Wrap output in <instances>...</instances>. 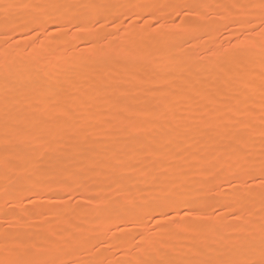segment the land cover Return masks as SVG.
I'll return each instance as SVG.
<instances>
[{
	"label": "rangeland",
	"instance_id": "1",
	"mask_svg": "<svg viewBox=\"0 0 264 264\" xmlns=\"http://www.w3.org/2000/svg\"><path fill=\"white\" fill-rule=\"evenodd\" d=\"M214 1L215 0H97V2L100 3H111L114 5L141 6L136 8L119 9V13L126 12L128 16L131 17V19H124L122 25H120L119 27L109 26L107 29L102 30L107 36V39L105 40L104 38H98L95 33H89L90 35H92H88V39H83L81 37L82 32L77 33V30L75 28L72 29L71 33H68L67 31L59 32L57 31L55 23H49L47 25L49 28L47 36L41 37L34 36V34L30 35L27 28H18V24L20 23L19 15H13L12 19L14 20L15 18V20H11L12 23L9 25L5 24L3 20L4 10L2 7H0V61H8L9 52L13 48H19L20 45H22L19 49L23 57V62L27 61L31 63L37 59V61L42 63L43 65H45V62L46 65L50 64L53 59L55 48H60V50H63L62 52H67L76 59L78 57H81L82 55L89 54L90 50L92 49V45L88 44L90 43L89 41H91V43L93 41H96V43H99L103 47V52H106L105 56L104 53H100L97 54V57H95L96 59L94 58L96 61V66L94 65V68L96 70L93 68V73L89 72L82 76L72 77V75L69 74H72L71 72L74 71L75 65L73 62H71L73 64L70 63L64 70L65 74L60 76L62 80L58 77L60 79L58 81H61L58 83L60 85L58 87H67L68 89H70L71 87L76 85L77 91L74 93V95H76L78 99H80V97L82 98L84 96H88L93 100V102L91 101L90 103L86 104V107L83 108L80 115L66 120V123H64V121L60 122V120H57L60 113L52 111V113H50V109L46 111V109L44 108L45 106L40 109L25 106L27 112L19 111L13 115H9L1 110L4 109L3 97H5L6 94L0 96V101L2 100L0 103V137H5L6 120H12V124L21 127L20 124L22 120L26 119L27 117L31 116L30 114H32L33 116H35V118H33L32 125L28 127L29 129H33V132H38L40 137L43 139H46L47 137L48 140H53L54 142H57L59 144L60 142L64 144L62 145L61 150L57 156V161H50V159L55 155L52 153V151H45L43 153V156L46 155L44 156V165L46 166V169L44 168L45 171L43 172V178L44 180L46 179L44 183L45 185L47 183L52 185V182H54L57 186L49 193L50 197L48 199H50V201H48L47 199H45L44 195L40 194L42 193V191L38 194L36 193L34 195H31L28 198H22L23 196L20 192V186L21 183L25 181L24 179L30 177V174L25 173L23 169H20L22 165V160L20 158L15 159L11 163L13 167H9L7 169L4 167L1 161L8 152H11L9 150H14L15 147V150H12L13 153L16 152L19 155H33L35 154V152L33 151V145L30 143L25 145L16 143L14 138L10 143L0 142V174H2V172L4 171L8 172L11 177V182H13L12 188L9 185H0V206H2L0 207V231H3L5 228H7L9 231L20 233L23 238L34 240L37 243H42L44 238H67L70 232L76 231V226L79 225L80 228L83 229V233L80 232L78 234H82L83 236L87 237L90 240V243H88L85 248L79 250L77 258L86 261L96 260L103 262V264H114L116 263L115 261H120L123 256H126L129 264H136V257L137 255L139 256L138 252L142 254L141 251H143L144 253V248L147 247L146 243H140V241L143 239V237H141L140 235L141 233L148 234L152 240L154 239L153 241L155 242L163 243L166 249H168V243L166 242H168L169 238H172V245L171 247H169V249H175L176 251H180L181 248L189 245V243L193 246H199L198 244H200L201 242L203 245H207L210 248H215L216 246L218 247L221 243L235 238V233H237L238 230L235 227L228 226H237L243 223V221H241L240 219H236L230 210L238 194L248 192H252L255 194V207L252 209V212H254L248 215V223L246 227H251L249 226V221L251 220L255 219L257 222H259V183L255 180L245 177V179L248 180L247 184L238 182L235 186L231 185L229 181L231 179H235V175L233 174L232 169H230L229 167L231 161L229 160V158L221 161L223 160V154H225L227 150L217 152V149H224L225 146L230 144L231 142L230 129L232 125L227 122L226 118L231 115L227 111L229 106L235 105L237 103L248 102L250 109H252L256 114H258L260 111L261 73H264V71L262 70L264 69V64L263 66L261 65L262 63L257 49L260 41V36L252 28L245 26L246 28L244 29V27L232 24L231 20L226 18L227 12L222 8L216 7L217 5L221 4L249 3L258 2V0ZM25 2H32V0H0V6L7 4H20ZM61 2H81V0H61ZM171 5H184L186 8L189 5H205L206 7H194L188 9L186 12L181 13L179 9L173 8L171 7ZM153 17H155V19H153ZM157 20L163 23V27H160L159 24H156ZM211 23L218 24V27H215L216 30L210 29ZM153 25H155V27H153ZM129 32L133 36L139 34L138 36H141L143 38L152 37L155 45L152 50L149 51L150 53L148 52L151 55L148 62V59L146 60V63L143 59H137V57L139 56L143 57L142 55H145V52H136L132 50L131 44H128V42H125L124 44L125 47H128L127 49H129L128 53L126 54V58L119 59L117 57H114L113 61H110V58L112 57H110V55H112L110 53L112 52L109 51L107 47L112 46L111 44H114L115 41H119L121 37L126 36V34H128L127 40L129 41ZM110 33H116V35H109ZM162 33H174V35L177 36V40L169 42L170 44L168 45L170 46L166 47L165 44H161L163 36ZM241 33L249 36L250 41L256 44L257 48L254 49V51L256 52L255 55L245 54L244 56H239L238 59L236 58L233 63L228 66L229 69L233 73H235V78H247L244 80L250 81V87L239 88L238 91H234L233 89L226 88L222 80L218 76L205 72L202 69L211 67L212 63L216 61L221 53L225 52L226 50L232 49L238 41L243 39ZM61 36H64V38L66 39L65 44L68 48H66V45H64V43L62 42H59V45H56L58 42L57 38H61ZM116 36L118 37L116 38ZM54 40H56L57 42ZM199 44L201 45V47ZM39 46H46L48 51H45L44 56L34 57L30 54V52L34 47ZM167 48H170L172 50L171 54H174L175 58H168L167 55L163 56V53L166 52ZM218 48L219 52L217 51ZM108 56L109 58H107ZM242 57L246 58L245 60H248V62H245V60H243L244 58ZM166 58L167 60L172 59L174 61H178L179 59L178 67L180 66L181 69L178 70L179 68L177 69L173 66L169 69L170 71H162L163 67L160 65L161 63L163 64V66L166 65L168 61L163 60ZM106 59H108L110 62ZM211 59H213V62H209ZM150 60L153 62H151ZM159 60L160 62H163L159 63ZM188 61L193 63H191L189 68L186 65ZM114 63L119 64L118 69L117 67H115ZM106 65L108 66L107 68H105ZM175 69L178 70V74ZM158 74L162 77L157 76ZM165 76L166 78L168 76L167 79L170 81H168ZM163 77L165 79H163ZM252 77L254 82H252ZM161 78L168 82H163ZM43 81L44 83L50 82L52 84L58 82L56 79H52V82L49 80V82L45 80H38L35 82L38 84H44ZM2 82L3 79H0V84L3 86L4 82ZM158 82L160 83V85L158 84ZM212 83L214 84V86ZM84 84H87L88 87L86 88V90H83V92L81 87ZM159 86L161 88L162 86H164V88L162 89L166 91H161L162 89H160ZM209 86H211V89ZM235 87H238V85H236ZM96 88H101L100 92L97 94L95 92ZM147 88H152L154 90L147 91ZM80 89L82 92H80ZM114 89L116 91H114ZM191 103L196 104L192 106ZM91 106H93V108ZM46 108L48 109V107ZM105 108L107 110H105ZM169 108L171 110H175L173 112V115L169 114L171 111ZM97 109L101 111V114L98 113L100 115H97L101 119L95 116L92 121H89L87 118L88 115L95 114ZM161 109L164 110V115L159 123H165L167 125L165 130L163 129L159 134H152L150 132H137V130L136 133L132 132L135 131V127L133 126L135 122L147 118V113L159 111ZM42 112L44 113L42 114ZM14 116L16 117L14 118ZM141 116H143V118ZM182 119L184 120L183 123L185 124V126L181 127L182 129H179L178 126H180V122L182 121ZM214 120L220 121L214 127V129L209 127H202L203 123H211ZM59 123L61 126L59 125ZM86 123H88V125H86ZM177 124L179 125L177 126ZM196 127L200 129H198L199 131L197 130L198 132H196L195 134L194 132L193 134H188L190 128L192 129ZM44 129H46V131ZM163 131L165 132L162 133ZM79 132L83 134V136H81ZM68 134H70L69 136H74L76 134L73 138L74 140L75 138H78L77 140H75V142H78L79 144L78 148L80 157L76 161L74 160V156L76 155L75 151L67 148L69 141L68 143H65L68 140ZM65 137L67 139H65ZM32 138L33 137L29 136L25 139H29L28 141H31ZM85 139H87L86 144L84 143ZM133 139L137 141V144L131 146V140ZM255 139L258 142L259 136L257 135ZM105 140L109 141V145L106 144L105 146L104 144L102 147L96 145V143L100 141H103V143L107 142ZM13 143H15L16 146L13 147ZM114 143H118L119 146L123 148L127 153H149L148 155H145V157H141L143 161L145 160L141 165L143 172L137 171L132 168H127L129 170L122 169L121 172L117 174L118 176L116 175L110 177L109 175H107L109 169L106 166V161L111 154L110 149L114 146ZM6 148L9 150L6 151ZM21 149L24 150L22 151ZM256 150L258 151V145H256ZM169 151L170 153H175L174 159L170 161L165 159L164 163H171L182 166L186 172H189L191 174V191L189 193L191 199L189 204L185 205V207H199L200 205L197 202H204L203 206L205 210L213 217L212 220L205 221L204 223L210 225H218L220 226L219 229L224 228L223 230L221 229L222 232L218 231L216 228H205L203 231L196 234L182 233L176 235L168 232L164 233L162 231H157L155 235L148 233L149 226L156 225V220H154L153 217L159 219V214L161 211L173 212L174 215L177 214L172 209L167 210V208H164V210L157 207L154 198L158 195V193L150 190L152 187H154L152 183H146V180H150L151 176L163 174L159 163L161 158L158 155H155V153L162 152L168 154ZM92 154H95L96 156L90 164V158ZM176 155L178 157H176ZM205 155H208V157L205 158ZM153 161H155V164L152 163ZM47 172H49V174ZM53 172H56V175H54ZM201 173L206 176L200 182L197 181V177ZM76 174L80 176V181L74 183V177L77 176ZM120 177H123L122 181L117 182ZM49 184H47L46 186H49ZM65 185H71L69 191H71L72 194L76 197V200L71 202L72 208L75 209V211L71 213L72 219L70 221H67V219L65 220V218L55 216L50 210L53 207L64 208L66 206L67 201L65 202V204L53 205L51 200V197L53 196L63 195L62 189ZM145 186H147L148 188H144ZM139 189H143L144 191L142 193H139L137 191ZM126 190L129 192L133 191L131 193H138V199L144 201L142 208L133 207L132 203L129 202V194L120 197V193L125 192ZM105 196L109 199L110 203H108L107 205H111V210L107 212L91 211V209H103L106 206L105 200L98 199L99 197ZM87 198H93V202L91 204L86 203ZM15 201L16 203L20 204V210L16 214L13 213ZM123 206L126 207V211L121 218L120 210ZM139 212L142 214H139ZM226 217L227 219H225ZM180 218L182 217L177 215V219ZM50 230L52 233L50 232ZM218 232H220L221 235ZM197 236L201 238V242L199 241L200 243L198 242L199 238ZM160 237H162L163 239ZM96 245H98L99 247H95ZM249 255H253L255 258H259L258 249L254 253H249Z\"/></svg>",
	"mask_w": 264,
	"mask_h": 264
},
{
	"label": "snow or ice",
	"instance_id": "2",
	"mask_svg": "<svg viewBox=\"0 0 264 264\" xmlns=\"http://www.w3.org/2000/svg\"><path fill=\"white\" fill-rule=\"evenodd\" d=\"M4 10L3 20L8 24L13 15L20 16L18 28H27L28 33L34 36H47L49 32L48 24L55 23L57 31L71 33L75 28L79 32L95 33L98 38L107 39L102 30L109 26L119 27L124 19H131L128 14L119 13L121 8H136L139 5H114L111 3H100L97 0H81V2H61V0H32L20 4H7L0 6ZM179 9L181 13L191 8L206 7L205 5H171ZM216 7L222 8L227 12L228 19L232 24L240 27L252 28L259 36L258 53L261 63L264 64V0L249 3H231L221 4ZM19 10V11H15ZM190 14V13H189ZM155 19V17H153ZM160 27L163 23L156 21ZM155 27V25H153ZM16 30V29H14ZM109 35H116L110 33ZM243 39L238 41L230 50L221 53L211 67L202 70L218 76L226 88L238 91L239 88L250 87V81L235 78V74L229 69V65L241 55H255L257 45L254 44L248 36L241 33ZM38 42V41H37ZM132 46L137 45L135 38L130 39ZM137 59H149L148 56L137 57ZM31 72L30 62H9L0 61V79H3L5 85V106H28L41 108L47 106L52 112L71 115L70 108L77 97L71 89L58 87V83L38 84L34 81H25L23 77ZM238 85V87H235ZM140 86V85H138ZM147 91H153L147 88ZM166 91V90H161ZM11 93V94H10ZM229 115L227 122L232 125L230 132V144L224 149L229 154V165L236 179L229 183L235 186L238 182L247 184L248 177L259 183V223L256 228L246 227L247 217L252 214L255 207V194L252 192L238 194L230 210L236 219L243 221L241 225L228 226L235 227L237 230L243 229L245 235L235 237L227 242L221 243L218 247L210 248L207 245L190 246L188 252L176 251L175 249H166L161 242H155L146 233H141L143 239L141 244H147L144 248L145 255L136 261V264H264V73L261 74L260 84V111L256 114L250 109L248 102L237 103L229 106L227 109ZM164 115V110L149 112L145 119L134 123V127L139 132H150L159 134L167 127L164 123H159ZM258 123L259 127L257 128ZM5 141L24 143L26 137H33L28 141L33 145L35 156L26 160L23 171L30 175H39L45 171L44 156L45 151H53L51 146L42 142L38 132L31 129L16 126L9 121L5 122ZM259 136L258 142L255 137ZM84 143H87L85 139ZM258 143V151L256 145ZM8 149L6 148V151ZM111 155L106 161L109 169L107 175L116 176L122 169L132 168L137 171H143L141 165L144 161L141 157L148 155L147 152L127 153L118 143L110 149ZM160 159L162 175H153L146 183H152L154 187L150 190L157 192L154 198L157 207L172 209L173 212L161 211L160 218L156 220L155 226H149L148 233L155 235L157 231L173 233L176 235L182 233H200L205 228L219 229L218 225L205 224L213 217L208 214L204 208V202H197L200 206L185 207L190 202V173L186 172L182 166L171 163H164V160L174 159L173 153H155ZM127 157V158H125ZM155 164V161L152 162ZM4 167L7 169L13 167L8 159H5ZM120 177L117 182H121ZM71 185H65L62 189L63 195L51 197L53 205L67 204L64 208L53 207L51 212L67 220L72 219L71 213L75 211L72 208V201L76 197L69 189ZM142 193L144 190H137ZM129 202L134 208H142L143 200L138 199L136 193H129ZM99 200H108L107 197H99ZM93 198H88L86 203L91 204ZM111 205H106L103 209L96 208L91 211H110ZM177 215L182 218L177 219ZM227 219V217L225 218ZM10 227V225H9ZM83 229L79 225L76 231L70 232L67 238L59 239L44 238L42 243L23 238L18 232L9 231L5 228L0 231V264H103L100 261H86L77 258L79 250L85 248L90 240L78 233ZM95 247H99L96 245ZM259 250V258H255L249 253Z\"/></svg>",
	"mask_w": 264,
	"mask_h": 264
},
{
	"label": "bare ground",
	"instance_id": "3",
	"mask_svg": "<svg viewBox=\"0 0 264 264\" xmlns=\"http://www.w3.org/2000/svg\"><path fill=\"white\" fill-rule=\"evenodd\" d=\"M4 1H6V0H4ZM215 1H217V0H215ZM214 1V2H215ZM218 3V2H217ZM214 8V7H213ZM168 13V12H167ZM227 14V13H226ZM168 16V15H167ZM222 16V15H221ZM13 20V19H12ZM14 20H15V18H14ZM13 20V21H14ZM214 21V20H213ZM18 22V21H17ZM12 23V21H10L7 25H9V24H11ZM165 23V22H164ZM215 23H217V22H215ZM218 23H220V22H218ZM6 25V26H7ZM218 24H214V23H211V25H210V29H215V27L217 28L218 26H217ZM219 25H221V24H219ZM148 26V25H147ZM168 26V25H167ZM209 26V25H208ZM247 27V26H246ZM246 27H244V29L246 28ZM141 28H143V27H141ZM134 29V28H133ZM208 29V28H207ZM169 30V29H168ZM209 30V29H208ZM216 30V29H215ZM170 31V30H169ZM210 31V30H209ZM79 31H77V33H78ZM137 32V31H136ZM179 32V31H178ZM83 33V34H82ZM81 33V37L83 38V39H88V35H90L89 33H86V32H82ZM130 33V32H129ZM164 33V32H163ZM162 33V34H163ZM166 33V32H165ZM61 34V33H60ZM79 35V34H78ZM92 35V34H91ZM90 35V36H91ZM127 35L128 34H126V36H123V37H121V39L119 40V41H115V43L114 44H111L112 46H108L107 48H108V50L109 51H111L112 53H110V54H112V55H110V61L112 60L113 61V59H114V57H117V58H126V54L128 53V51H129V49H127L126 47H125V42H128V44H130V39H132V38H135L136 40H137V45L136 46H132L131 45V47H132V50H134V51H136V52H138V51H140V52H145V55H142V56H146V55H148L150 52L149 51H151L152 50V48L154 47V41H153V39H152V37L150 38V37H141V36H138L139 34H137V35H132L131 33H130V36H128V37H130V39H129V41L127 40ZM147 36H149V35H147ZM118 36H116V38H117ZM157 37V36H156ZM176 35H174V33H170V34H163V36H162V43L161 44H165V46L167 47V46H170V45H168V44H170L169 42H173V41H175V40H177L176 39ZM179 37V36H178ZM80 38V37H79ZM95 38V37H94ZM248 38H249V36H248ZM259 38V37H258ZM5 39V38H4ZM68 39V38H67ZM91 39V38H90ZM98 39V38H97ZM105 40V39H104ZM112 40H114V39H112ZM117 40V39H116ZM54 41H56V40H54ZM58 41V42H57ZM57 44L56 45H59L58 43L59 42H62V43H64V45H66L65 43H66V39L64 38V36L62 37L61 36V38H57ZM84 41V40H83ZM55 42V43H56ZM71 42H72V40H71ZM90 43H88V44H91L92 46H91V48H89V49H91L90 50V52H89V54H85V55H82L81 57H78V58H76L75 59V57L73 58L72 57V55L71 54H68L67 52H62L63 50H60V48H55L54 49V54H53V59H52V61L50 62V64H47L46 65V62H45V65H43L42 63H40V62H38L37 61V59L36 60H34L33 62H31L30 63V66H31V72L30 73H28V74H26L24 77H23V79L25 80V81H28V80H31V81H40V80H45V81H51L52 79H56L57 81L58 80H62V78H60V76L61 75H64L65 74V72H64V70H65V68L71 63V62H73L74 63V65H75V68H74V71L73 72H71L72 74H69V75H72V77L73 76H82V75H84V74H86V73H89V72H92V69L94 68V65H95V57H97V54H100V53H104L103 52V47L99 44V43H96V41L94 42H92L91 43V41H89ZM108 43V42H107ZM53 44V43H52ZM68 44V43H67ZM73 45V44H72ZM106 45V44H105ZM109 45V44H108ZM200 45V44H199ZM20 46H22V45H20ZM20 46H19V48H20ZM53 46H55V45H53ZM197 46V45H196ZM198 47V46H197ZM200 47H201V45H200ZM18 47L17 48H11L12 50L9 52V58H8V61L9 62H21L22 61V54H21V51H20V49H19ZM50 48H53V47H50ZM65 48V47H64ZM66 48H68L67 47V45H66ZM257 48V47H256ZM22 49V48H21ZM25 49V48H24ZM201 49V48H200ZM212 49V48H211ZM258 49V48H257ZM47 50V47L46 46H39V47H34L32 50H31V52H30V54L31 55H33L34 57H40V56H44L45 54V51ZM51 50V49H50ZM65 50V49H64ZM105 50V49H104ZM107 50V51H108ZM131 50V49H130ZM48 51V50H47ZM46 51V52H47ZM133 51V52H134ZM218 52H219V48H218V50H217ZM149 52V53H148ZM106 53V52H105ZM105 53H104V56H105ZM108 53V52H107ZM131 53V52H130ZM142 53V54H143ZM146 53H148V54H146ZM172 53V50L170 49V48H167V50H166V52L165 53H163L162 55L163 56H165V55H167L168 56V58H170V57H174V54L172 55L171 54ZM25 54V53H24ZM176 54H177V52H176ZM115 55V56H114ZM131 55V54H130ZM215 55V54H214ZM102 56V55H101ZM150 54L148 55V57L150 58ZM216 56H217V54H216ZM242 56V55H241ZM244 56V55H243ZM26 57V56H25ZM140 57V56H139ZM95 58V59H94ZM105 58V57H104ZM107 58H109V56L107 57ZM175 58V57H174ZM241 58V57H240ZM242 58H244V57H242ZM46 59V58H45ZM176 59H178V58H176ZM238 59V58H237ZM246 58H244L243 60H245ZM250 59V58H249ZM38 60H41V59H38ZM106 60H108V59H106ZM130 60V59H129ZM144 61H145V63H146V60L145 59H143ZM161 60V59H160ZM160 60H159V63H161V62H163V61H161L160 62ZM163 60H167V58L166 59H163ZM109 61V60H108ZM109 61V62H110ZM149 61V59L147 60V62ZM151 61V60H150ZM168 62L166 63V65H164L163 66V64L161 63V65L160 66H162L163 68V70L162 71H170L169 69L170 68H172L173 66H174V68H179L178 70H180L181 68H180V66L178 67V61H179V59H178V61H174V60H167ZM27 62V61H26ZM43 62V61H42ZM115 62H117V61H115ZM141 62V61H140ZM151 62H153V61H151ZM158 62V61H157ZM209 62H213V59H211ZM245 62H248V60H245ZM73 63H71V64H73ZM103 63V62H102ZM108 63V62H107ZM191 63L192 62H190V61H188L187 63H186V65L188 66V68L190 67V65H191ZM236 63V62H235ZM242 63V62H241ZM244 63V62H243ZM100 64V63H99ZM115 64V67H117V69L119 68V64H116V63H114ZM123 64V63H122ZM125 64H127V63H125ZM144 64V63H143ZM156 64V63H155ZM193 64V63H192ZM195 64V63H194ZM112 65V64H111ZM130 65V64H129ZM136 65V64H135ZM181 65V64H180ZM183 65H185V64H183ZM206 65V64H205ZM238 65V64H237ZM254 65V64H253ZM262 66H263V64H261ZM96 66V65H95ZM98 66V65H97ZM121 66V65H120ZM198 66V65H197ZM197 66H196V68H197ZM242 66V65H241ZM252 66V65H251ZM250 66V67H251ZM99 67V66H98ZM108 66L106 65V67L105 68H107ZM110 67V66H109ZM232 67V66H231ZM104 68V69H105ZM133 68H134V66H133ZM185 68V67H184ZM183 68V69H184ZM95 69V68H94ZM127 69V68H126ZM232 69V68H231ZM241 69V68H240ZM240 69H238V70H240ZM259 69H261V68H259ZM96 70V69H95ZM101 70V69H100ZM103 70V69H102ZM124 70V69H123ZM176 70V69H175ZM178 70H176V72H177V74H178ZM263 71H264V69H262ZM94 71V70H93ZM117 71V70H116ZM120 71V70H119ZM118 71V72H119ZM125 71V70H124ZM131 71V70H130ZM236 71V70H235ZM250 71V70H249ZM256 71V70H255ZM95 72V71H94ZM103 72V71H102ZM127 72V71H126ZM174 72V71H173ZM69 73V72H68ZM93 73V72H92ZM121 73V72H120ZM131 73V72H130ZM157 73V72H156ZM164 73V72H163ZM258 73V72H257ZM96 74V73H95ZM161 74H162V72H161ZM165 74H166V72H165ZM235 74V73H234ZM254 74V73H253ZM262 74V73H261ZM98 75V74H97ZM111 75V74H110ZM123 75H124V73H123ZM251 75H252V73H251ZM259 75H260V72H259ZM157 76H160L159 74L157 75ZM248 76V75H247ZM56 77V78H55ZM60 79H59V78ZM86 77V76H85ZM109 77V76H108ZM160 77H162V76H160ZM212 77V76H211ZM165 78H166V76H165ZM164 77H163V79H165ZM167 78H168V76H167ZM166 78V79H167ZM237 78V77H236ZM242 78V77H241ZM251 78V77H250ZM51 79V80H50ZM123 79V78H122ZM162 79V78H161ZM162 79V80H163ZM239 79H240V77H239ZM242 79H247V78H242ZM160 80V79H159ZM168 80V79H167ZM218 80V79H217ZM255 80H256V78H255ZM48 81V82H49ZM71 81V80H70ZM164 81H166V80H163V82ZM168 81H170V80H168ZM168 81H166V82H168ZM212 81H213V79H212ZM219 81V80H218ZM52 82V81H51ZM58 82H61V81H58ZM73 82V81H72ZM160 82V81H159ZM158 82V84L160 85V83ZM216 82V81H215ZM252 82H254L253 81V77H252ZM3 83V82H2ZM43 83H44V81H43ZM50 83V82H49ZM162 83V82H161ZM40 84H42V83H40ZM50 84H52V83H50ZM163 84V83H162ZM213 84V83H212ZM1 85V84H0ZM65 85V84H64ZM251 85H253V84H251ZM58 86H60L59 84H58ZM72 86V85H71ZM78 86V85H77ZM82 86V85H81ZM80 86V87H81ZM212 86V85H211ZM211 86H209L210 87V89H211ZM213 86H214V84H213ZM212 86V87H213ZM62 87H63V84H62ZM88 87V85L87 84H84L82 87H81V89H82V91L83 90H86V88ZM216 87V86H215ZM214 87V88H215ZM67 88V87H66ZM159 88L160 89H162V88H164V86H162V88L159 86ZM218 88H220V87H218ZM256 88V87H255ZM68 89V88H67ZM71 90H72V92L73 93H75L76 91H77V88H76V85H74L73 87H71L70 88ZM81 89H80V92H82L81 91ZM120 89V88H119ZM89 90V89H88ZM100 90H101V88H96V94L97 93H99L100 92ZM121 90H122V88H121ZM243 90H245V89H243ZM242 90V91H243ZM105 91V90H104ZM114 91H116L115 89H114ZM215 91V90H214ZM221 91V90H220ZM84 92V91H83ZM112 92H113V90H112ZM245 92H247V91H245ZM86 93V92H85ZM90 93V92H89ZM3 94H6L5 93V85L3 84V86L1 85V87H0V96L1 95H3ZM77 94V93H76ZM88 94V93H87ZM91 94V93H90ZM89 94V95H90ZM118 94V93H117ZM243 94V93H242ZM86 95V94H85ZM114 95H116V94H114ZM113 95V96H114ZM248 95V94H247ZM251 95V94H250ZM76 96V95H75ZM92 96V95H91ZM120 96V95H119ZM211 96V95H210ZM209 96V97H210ZM238 96H239V94H238ZM255 96V95H254ZM80 97V96H79ZM112 97V96H111ZM182 97V96H181ZM243 97V96H242ZM4 98V97H3ZM204 98V97H203ZM211 98V97H210ZM78 99V98H77ZM96 99V98H95ZM130 99V98H129ZM165 99V98H164ZM215 99V98H214ZM98 100V99H97ZM109 100H110V98H109ZM126 100V99H125ZM124 100V101H125ZM162 100V99H161ZM255 100V99H254ZM2 101V100H1ZM1 101H0V103H1ZM93 102V100L90 98V97H88V96H84V97H80V99H78V100H76L74 103H73V105H72V107L70 108V113H71V115H68V116H66V115H64L63 113H60V115L58 116V118H57V120L59 121L60 120V122H62V121H64V123H66V120H69L70 118L72 119V118H74V117H76V116H78V115H80L81 113H82V110H83V108L84 107H86V104H88V103H90V102ZM163 101V100H162ZM183 101V100H182ZM242 101V100H241ZM96 102V101H95ZM255 102V101H254ZM257 102V101H256ZM97 103V102H96ZM130 103V102H129ZM93 104V103H92ZM123 104V103H122ZM196 104V103H195ZM195 104H193V103H191V105L193 106V105H195ZM207 104V103H206ZM211 104V103H210ZM98 105V104H97ZM102 105V104H101ZM125 105V104H124ZM174 105V104H173ZM197 105H198V103H197ZM3 108L4 109H1V110H3L4 112H6L7 114H9V115H13V114H15V113H17V112H21V111H26V108H25V106H11V105H9V106H5V103L3 104ZM131 106V105H130ZM167 106H169V105H167ZM47 106H45L44 108L46 109V111H48L49 109H47L46 108ZM92 108H93V106H91ZM171 107V106H170ZM255 107V106H254ZM41 108H43V107H41ZM91 108V109H92ZM136 108V107H135ZM40 109V108H39ZM45 109H44V111H45ZM91 109H90V111H91ZM164 109V108H163ZM168 109V108H167ZM170 109V108H169ZM85 110H87V109H85ZM105 110H107L106 108H105ZM154 110V109H153ZM171 110V109H170ZM191 110V109H190ZM212 110V109H211ZM125 111H127V110H125ZM135 111H136V109H135ZM175 110H171L170 111V115H173V112H174ZM1 112V111H0ZM27 112V111H26ZM138 112V111H137ZM136 112V113H137ZM154 112H156V111H154ZM44 112H42V114H43ZM46 113V112H45ZM50 113H52L51 111H50ZM98 113H100L101 114V111H99V109H97L96 110V113L95 114H92V115H88V120L89 121H92L94 118H95V116H97V115H100V114H98ZM103 113V112H102ZM172 113V114H171ZM175 113H177V112H175ZM187 113V112H186ZM2 114V113H1ZM31 116H29V117H27L26 119H23L22 120V122H21V127H23V128H28V127H30L31 125H32V121H33V118H35V116H33L32 114H30ZM138 115V114H137ZM165 115H167V114H165ZM175 115H177V114H175ZM6 116V115H5ZM123 116V115H122ZM135 116H136V114H135ZM218 116V115H217ZM3 117V116H2ZM11 117H13V116H11ZM16 116H14V118H15ZM22 117V116H21ZM25 117V116H24ZM52 117H54V116H52ZM98 117V116H97ZM139 117V116H138ZM142 118H143V116H141ZM169 117V116H168ZM201 117H203V116H201ZM220 117V116H219ZM258 117V116H257ZM38 118V117H37ZM42 118V117H41ZM99 118V117H98ZM165 118V117H164ZM205 118H207V117H205ZM227 118V117H226ZM12 119V118H11ZM99 119H101V118H99ZM140 119V118H139ZM184 119V118H183ZM182 119V121L180 122L181 124H180V126H178L179 124H177V126L179 127V129H182L181 127H183V126H185V124L183 123L184 122V120ZM217 119V118H216ZM14 120V119H13ZM35 120V119H34ZM103 120V119H102ZM105 120H106V118H105ZM225 120V119H224ZM125 121V120H124ZM174 121V120H173ZM223 121V120H222ZM10 123H12V120H10L9 121ZM88 122V121H87ZM132 122H134V121H132ZM220 121L219 120H214L213 122H209V123H203V125H202V127L204 128V127H209V128H213L214 129V127L219 123ZM46 123V122H45ZM74 123V122H73ZM96 123H97V121H96ZM178 123V122H177ZM17 124H18V122H17ZM83 124V123H82ZM115 124V123H114ZM165 124V123H164ZM193 124V123H192ZM199 124H200V122H199ZM36 125H37V123H36ZM59 125H60V123H59ZM86 125H88V123H86ZM118 125V124H117ZM129 125V124H128ZM221 125V124H220ZM39 126V125H38ZM61 126V125H60ZM59 126V127H60ZM256 126H257V128L259 127V123H258V121L256 122ZM51 127V126H50ZM118 127V126H117ZM125 127V126H124ZM190 127H191V124H190ZM32 128V127H31ZM39 128V127H38ZM97 128V127H96ZM126 128V127H125ZM171 128V127H170ZM186 128V127H185ZM201 128V127H200ZM29 129V128H28ZM54 129V128H53ZM101 129H102V127H101ZM108 129H110V128H108ZM107 129V130H108ZM124 129V128H123ZM130 129V128H129ZM177 129V128H176ZM187 129V128H186ZM199 128H190L189 129V133L188 134H193V132H194V134L196 133V132H198L199 130H198ZM216 129V128H215ZM33 130V129H32ZM45 131H46V129H44ZM121 130V129H120ZM125 130V129H124ZM134 130L135 131H132L133 133H136V128H134ZM165 130V129H164ZM198 130V131H197ZM219 130V129H218ZM48 131V130H47ZM102 131V130H101ZM122 131V130H121ZM181 131V130H180ZM179 131V132H180ZM184 131V130H183ZM81 132V131H80ZM79 132V134H81ZM103 132V131H102ZM137 132H138V130H137ZM165 131H163L162 133H164ZM206 132V131H205ZM216 132V131H215ZM55 133V132H54ZM161 133V134H162ZM203 133V132H202ZM209 133V132H208ZM211 133V132H210ZM107 134V133H106ZM119 134V133H118ZM172 134V133H171ZM200 134V133H199ZM44 135V134H43ZM48 135V134H47ZM70 134H68V136H69ZM74 135V134H73ZM76 135V134H75ZM75 135L74 136H69L68 137V140L65 142V143H68V141H69V144H68V146H67V148H69V149H71V150H73V151H75V153H76V155L74 156L75 157V161L76 160H78V158L80 157V153H79V144H78V142H75V140H77L76 138H75V140L73 139L74 137H75ZM102 135V134H101ZM206 135H207V133H206ZM213 135V134H212ZM50 136V135H49ZM63 136H65V135H63ZM81 136H83V134H81ZM226 136H228V135H226ZM225 136V137H226ZM79 137V136H78ZM80 138V137H79ZM101 138V137H100ZM186 138V137H185ZM212 138H213V136H212ZM33 139V138H32ZM65 139H67L66 137H65ZM142 139V138H141ZM29 140V139H28ZM28 140L27 139H25V142L24 143H20V144H23V145H25V144H28L29 142H28ZM119 140V139H118ZM60 141V140H59ZM63 141V140H62ZM105 141H107V140H105ZM152 141V140H151ZM150 141V142H151ZM181 141V140H180ZM0 142L2 143V142H6L5 141V137H0ZM42 142L45 144V145H49V146H51V149H53V151H52V153L53 154H55L54 156H53V158H51L50 159V161L51 162H54V161H57L58 159H57V156H58V154H59V152H60V150H61V147H62V145H64L63 143H61L60 142V144L59 143H57V142H54L53 140H48L47 139V137H46V139H43L42 138ZM109 141H107V142H104L103 143V141H100V142H97L96 143V145L97 146H99V147H102L104 144H105V146H106V144L107 145H109V143H108ZM149 142V143H150ZM171 143V142H170ZM185 143H187V142H185ZM137 144V141L135 140V139H133V140H131V146L132 145H136ZM194 144V143H193ZM258 145V144H257ZM14 146H16V144L15 143H13V147ZM149 146H151V145H149ZM180 146V145H179ZM178 146V147H179ZM108 147H110V146H108ZM130 147V146H129ZM169 147H170V145H169ZM16 148V147H15ZM15 148H14V150H15ZM21 148V147H20ZM24 148V147H23ZM26 148V147H25ZM32 148V147H31ZM162 148V147H161ZM84 149V148H83ZM177 149V148H176ZM178 149H181V148H178ZM9 150V149H8ZM13 150V149H12ZM12 150H9V151H11V152H8L5 156H4V158H3V160H1L2 161V164H3V162H4V160L5 159H8L11 163L15 160V159H21L22 160V165H21V168L20 169H23V166H24V163L26 162V160H28V159H31L32 157H34L35 156V154H33V155H30V154H27V155H19V154H17L16 152L15 153H13L12 152ZM13 150V151H14ZM22 150V149H21ZM24 150V149H23ZM22 150V151H23ZM165 150V149H164ZM166 150H167V148H166ZM145 151V150H144ZM179 151H181V150H179ZM26 152V151H25ZM24 152V153H25ZM47 152V151H46ZM162 152H164V151H162ZM161 152V153H162ZM218 152V151H217ZM23 153V154H24ZM169 153H170V151H169ZM177 153V152H176ZM186 153V152H185ZM4 154V153H3ZM21 154V153H20ZM68 154V153H67ZM173 154H175V153H173ZM187 154V153H186ZM188 154H190V153H188ZM62 155V154H61ZM66 155V154H65ZM111 155V154H110ZM183 155V154H182ZM44 156H46V155H44ZM48 156V155H47ZM95 154H92L91 155V158H90V164H91V162L94 160V158H95ZM1 157V156H0ZM62 157V156H61ZM145 157V156H144ZM176 157H178L177 155H176ZM202 157V156H201ZM208 157V155H205V158H207ZM48 158H50V157H48ZM48 158H46V159H48ZM126 158V157H125ZM229 158V154H228V152H226L225 154H223V160H221V161H224V159H228ZM45 159V158H44ZM60 159V158H59ZM143 160V159H142ZM145 161V160H144ZM149 161V160H148ZM201 161V160H200ZM20 162V161H19ZM59 162V161H58ZM165 162V161H164ZM174 162V161H173ZM160 163V162H159ZM1 164V163H0ZM45 164V163H44ZM43 164V166H44V168L46 167L45 165ZM89 164V165H90ZM4 165V164H3ZM77 165V164H76ZM69 166V165H68ZM52 167V166H51ZM50 168V167H49ZM46 169V168H45ZM202 169H204V168H202ZM51 170V169H50ZM64 170V169H63ZM76 170V169H75ZM127 170H129V169H127ZM201 170V169H200ZM198 171V170H197ZM215 171V170H214ZM70 172V171H69ZM78 172V171H77ZM76 172V173H77ZM143 172V171H142ZM162 172V171H161ZM48 174H49V172H47ZM54 173V172H53ZM56 173V172H55ZM54 173V175H56ZM130 173V172H129ZM189 173V172H188ZM15 174V173H14ZM22 174V173H21ZM52 174V173H51ZM79 174V173H78ZM78 174H76L77 176L76 177H74L75 179H74V183H77L78 181H80L79 179H80V176H78ZM127 174V173H126ZM16 175V174H15ZM60 175V174H59ZM75 175V174H74ZM152 175V174H151ZM14 176V175H13ZM46 176V175H45ZM50 176V175H49ZM118 176V175H117ZM205 176L206 175H204V174H199L198 175V177H197V181H200L201 182V180H203V178H205ZM149 177V176H148ZM26 178V177H25ZM28 178V177H27ZM24 179L25 181L23 182V183H21V195L23 196L22 198H28L29 196H31V195H34V194H38L39 192H41L42 191V193H40V194H42V195H44L45 196V199H47L48 201H50V199H48L49 197H50V192L52 191V190H54L57 186H56V184L54 183V182H52L53 184L52 185H50L49 183H47V184H49V186H46L45 185V183H44V181L46 180H44V178H43V172L41 173V174H39V175H30V177L28 178V179ZM47 178V177H46ZM53 178V177H52ZM19 179V178H18ZM48 179V178H47ZM234 179V178H233ZM235 179H236V177H235ZM14 180V179H13ZM73 180V179H72ZM228 180H230V179H228ZM232 180V179H231ZM60 181V180H59ZM58 181V182H59ZM83 181V180H82ZM85 181V180H84ZM147 181V180H146ZM196 181V182H197ZM8 182H10V183H8ZM16 182V181H15ZM50 182V181H49ZM115 182H116V180H115ZM194 182V181H193ZM73 183V182H72ZM73 183V184H74ZM89 183V182H88ZM97 183V182H96ZM58 184V183H57ZM92 184V183H91ZM195 184V183H194ZM193 184V185H194ZM0 185H9V186H11V188H12V185H13V182H11V177H10V174L8 173V172H6V171H4V172H2V174H0ZM19 185V184H18ZM101 185V184H100ZM142 185H143V183H142ZM145 185V184H144ZM153 185V184H152ZM60 186V185H59ZM88 186V185H87ZM86 186V187H87ZM147 186H148V184H147ZM147 186H145L144 188H146ZM150 186V185H149ZM16 187H17V185H16ZM19 187V188H20ZM100 187V186H99ZM137 187V186H136ZM148 188V187H147ZM58 189V188H57ZM100 189V188H99ZM121 189V188H120ZM196 190H197V188H196ZM146 191V190H145ZM82 192V191H81ZM131 192H133V191H131ZM131 192H129V191H125V192H122V193H120L119 195H120V197H122V196H125V195H128L129 193H131ZM99 193V192H98ZM135 193V192H134ZM84 194V193H83ZM82 194V195H83ZM138 194V193H137ZM136 194V195H137ZM41 195V196H42ZM52 195V194H51ZM94 195V194H93ZM101 195V194H100ZM92 196V195H91ZM107 196H109V195H107ZM18 197V196H17ZM20 197V196H19ZM106 197V196H105ZM88 199V198H87ZM124 199V198H123ZM18 200V199H17ZM26 200V199H25ZM41 200V199H40ZM111 201V200H110ZM112 202V201H111ZM15 203V205H14V207H13V213L14 214H16L19 210H20V204H18V203H16V201L14 202ZM48 203H50V202H48ZM108 203H110L109 202V199L108 200H105V204L107 205ZM51 206V205H50ZM0 207H2V206H0ZM254 208V207H253ZM49 209V208H48ZM1 210V209H0ZM51 210V209H50ZM120 210V209H119ZM165 210V209H164ZM168 210V209H167ZM82 211V210H81ZM125 211H126V207H122L121 208V210H120V216H121V218H122V215L125 213ZM127 211H129V210H127ZM254 212V211H253ZM252 212V213H253ZM256 212V211H255ZM139 214H142V213H140L139 212ZM54 217V216H53ZM52 217V218H53ZM112 218V217H111ZM64 220V219H63ZM66 220V219H65ZM139 220V219H138ZM50 221V220H49ZM57 221H58V219H57ZM68 221V220H67ZM66 221V222H67ZM61 222H62V220H61ZM250 223H249V226H251V227H249V228H256L257 230H258V223L259 222H257L255 219L254 220H251V221H249ZM59 223V222H58ZM65 223V222H64ZM70 223V222H69ZM103 223V222H102ZM51 225V224H50ZM98 225V224H97ZM247 225V224H246ZM58 226V225H57ZM84 227V226H83ZM96 227V226H95ZM51 228V227H50ZM105 228V227H104ZM222 229V228H221ZM221 229H218V231H221ZM224 229V228H223ZM222 229V230H223ZM47 230V229H46ZM105 230V229H104ZM106 231V230H105ZM38 232V231H37ZM44 232V231H43ZM50 232H51V230H50ZM217 232V231H216ZM215 232V233H216ZM222 232V231H221ZM52 233V232H51ZM83 233V232H82ZM96 233V232H95ZM106 233V232H105ZM165 233V232H164ZM219 234H220V232H218ZM226 233V232H225ZM42 234V233H41ZM92 234V233H91ZM159 234V233H158ZM162 234V233H161ZM218 234V235H219ZM82 235V234H81ZM102 235H103V233H102ZM102 235H101V238H102ZM198 235V234H197ZM221 235V234H220ZM243 235H245V231L243 230V229H240V230H238V232L237 233H235V237H240V236H243ZM49 236V235H48ZM66 236V235H65ZM99 236V235H98ZM97 236V237H98ZM106 236V235H105ZM199 236V235H198ZM197 236V237H198ZM37 237V236H36ZM219 237H221V236H219ZM160 238H162V237H160ZM199 238V240H198V242L201 240V238L200 237H198ZM34 239V238H33ZM37 239V238H36ZM106 239V238H105ZM113 239V238H112ZM122 239H124V238H122ZM163 239V238H162ZM195 239V238H194ZM95 240H97V239H95ZM118 240V239H117ZM120 240V239H119ZM154 240V239H153ZM160 240V239H159ZM158 241V240H157ZM172 238H169V240H168V242H166V243H168V245H167V248L169 249V247H171V245H172ZM127 242V241H126ZM125 242V243H126ZM201 242V241H200ZM199 242V243H200ZM219 242V241H218ZM124 243V242H123ZM191 243H192V241H191ZM216 243V242H215ZM195 244V243H194ZM198 244V243H197ZM200 244H202V242L200 243ZM200 244H198V245H200ZM211 244H212V242H211ZM91 246V245H90ZM190 246H193V245H190V243H189V245H186L185 247H183V248H181L180 249V251H182V252H188V250H189V247ZM197 246V245H196ZM210 246H212V245H210ZM143 247V246H142ZM217 247V246H216ZM88 248V247H87ZM144 248V247H143ZM130 250V249H129ZM142 252V254H144L143 253V251H141ZM95 253V252H94ZM258 253H259V250H258ZM138 254H139V256L137 255V253H136V255H137V257H136V260H138V259H140L141 257H143L144 255H142V254H140L139 252H138ZM98 255V254H97ZM130 255V254H129ZM85 256V255H84ZM128 256V255H127ZM83 257V256H82ZM88 258V257H87ZM130 258V257H129ZM91 259V258H90ZM94 259V258H93ZM101 260V259H100ZM96 261V260H95ZM135 261V260H134ZM116 263H114V264H129L128 262V260H127V258H126V256H123L122 258H121V260L120 261H115ZM136 262V261H135ZM131 263H132V261H131Z\"/></svg>",
	"mask_w": 264,
	"mask_h": 264
}]
</instances>
